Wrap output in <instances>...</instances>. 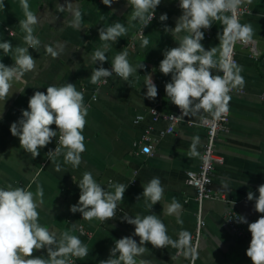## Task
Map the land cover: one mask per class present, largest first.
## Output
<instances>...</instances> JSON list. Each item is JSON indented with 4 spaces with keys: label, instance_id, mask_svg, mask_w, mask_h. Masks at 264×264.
Here are the masks:
<instances>
[{
    "label": "crops",
    "instance_id": "0c3cea01",
    "mask_svg": "<svg viewBox=\"0 0 264 264\" xmlns=\"http://www.w3.org/2000/svg\"><path fill=\"white\" fill-rule=\"evenodd\" d=\"M242 3L249 12L240 15L239 20L241 24H251L254 49L250 44H236L237 64L243 69L240 74L245 84L231 91L228 129L219 133L215 142V152L223 160L215 165L211 189L223 198L205 199L201 203L203 224L196 249L189 255L171 246L155 248L146 243L148 252L137 258V264L140 259L148 264H252L246 255L251 240L247 224L243 223L245 236L238 237L225 222L228 212L245 216L249 223L256 221L261 214L255 211V201L247 200V193L252 191L258 196L257 188L264 184V0H251L250 4L243 0ZM28 4L38 17L34 35L40 43L35 49H29L35 62L33 70L23 81H14L9 98L0 101V187L11 184L33 193L38 186L42 187L39 223L58 235L66 230L77 235L88 247V255L78 258L80 264H99L108 259L114 241L122 237L132 236L139 244L140 238L133 235L135 226L122 220L127 216L154 213L166 225L172 239H177L181 231H188L193 249L199 209L195 190L186 184L185 175L199 167L206 131L189 121L208 114H189L174 132L165 133L166 122H154L148 113L151 107L161 112H171L176 107L165 93L171 74L161 73L159 63L165 49L178 47L180 39L188 35L186 31L173 34L165 29V26L174 28L182 15L179 0H161L155 18L144 29L138 20H131L133 9L128 0H113L111 6L104 5L102 0H28ZM77 10L82 15L79 29L70 26ZM164 13L168 19L161 22L159 17ZM24 18L20 0H3L0 41L10 40L13 46L26 47L25 33L19 25ZM116 21L127 28V35L118 37L117 42H107V61L103 67L111 70L113 58L122 52L128 53L127 59L134 67L142 63L145 67L138 69L127 82L113 73L107 84H93L90 81L92 70L100 65H95L91 57L105 43L99 39V29H106ZM141 27L142 38L135 40L134 35ZM222 27L219 21H214L210 29H202L205 38L201 43L205 50L218 46ZM144 39L149 41L147 47H142ZM0 62L13 64L3 50H0ZM148 73L152 74L158 89L155 100L145 98ZM68 82L83 93L88 108L82 133L86 151L81 154V163L76 168L64 164L62 155L56 157L55 163H60L63 169L57 172L55 163L46 155L49 149L55 150L57 138L41 148L40 155L33 159L20 147L19 138L11 134L10 125L21 118V110L28 108L29 98L35 91L46 93L49 85L63 86ZM138 114L144 118L135 123ZM50 127L56 130L55 125ZM146 130L153 145L151 155L139 152ZM197 136L196 150L200 155L192 157L189 152L193 137ZM86 171L107 191H114L113 184L128 185L113 219L88 221L81 213L70 211V206L79 200L77 184ZM153 177H159L164 192L150 211L142 193L143 185ZM174 200L182 208L170 215L168 208ZM177 215L182 224L177 222ZM33 255L46 256L47 253L42 249L34 251Z\"/></svg>",
    "mask_w": 264,
    "mask_h": 264
},
{
    "label": "clouds",
    "instance_id": "9594fccd",
    "mask_svg": "<svg viewBox=\"0 0 264 264\" xmlns=\"http://www.w3.org/2000/svg\"><path fill=\"white\" fill-rule=\"evenodd\" d=\"M113 0H102L106 6H111ZM243 0H179L182 15L177 19L174 28L165 29L173 34L186 31L180 39L178 47L165 49L163 59L159 63V71L164 75L171 74V81L165 85V93L172 104L178 107L184 115L197 116L206 113L216 120L226 117L229 112L231 91L243 87L245 80L240 74L243 69L230 53L239 42L248 44L253 37L251 24H241L238 9ZM250 4L251 0H247ZM161 0H128L133 11L132 21H139L144 27L155 18V10ZM3 0H0V6ZM25 18L19 21L24 31L26 47L13 46L10 40L0 41V50L5 56L11 57L12 65L0 62V101L9 98L12 83L23 81L25 75L31 72L35 62L29 49L38 47L40 41L34 35L38 17L29 7L28 0H20ZM62 10V9H61ZM230 13V14H229ZM166 13L159 20L167 21ZM214 21L221 23L222 32L218 33L219 44L205 50L201 41L205 38L204 31L211 28ZM82 23L80 11L73 13L70 26L77 29ZM127 35V28L119 21L106 29H99V39L104 43L102 49H97L91 57L92 62L99 67L92 70L90 81L93 84H107L108 78L116 74L127 82L129 77L138 73L145 65L133 66L127 59L128 53H118L112 61L111 70L103 67L107 61V42H117V38ZM148 39L142 41V47H147ZM51 50V49H49ZM222 75L214 74V71ZM155 71V69H153ZM145 98L155 100L158 89L152 74H146ZM24 90V89H23ZM21 118L10 125V132L18 137L20 147L34 158L40 155V149L57 139L55 150L46 153L49 160L55 163V158L63 156L64 164L76 168L81 163V154L86 151L85 137L82 134L86 126L88 108L84 103L83 93L77 91L75 84L66 83L63 86L49 85L46 93L35 91L29 98L28 108L22 109ZM2 117V112H0ZM52 125L56 126L53 130ZM199 137H193L189 156H199L197 144ZM55 171H62V165L55 163ZM80 189L77 204L70 206V211L82 214L88 221L97 219L106 222L113 219L118 202L124 199L128 185L113 184L114 191H107L98 184L91 172H84L82 180L77 184ZM142 196L150 211L163 197L164 188L159 177H153L143 185ZM258 196L252 191L247 193L248 201H255V211L259 218L249 223L245 216H238L239 223L247 224L251 240L246 255L252 264H264V184L257 188ZM140 196L137 197L139 199ZM43 203V189L38 186L36 193L24 187H0V264H74L73 258L83 259L88 255V247L77 235L64 231L59 235L55 231L39 223L38 208ZM182 208L178 201H173L168 213L176 214ZM134 225V236H138L139 244L132 236L122 237L114 241L109 258L99 261V264H137V258L148 252L146 243L155 248L171 246L191 251V234L181 231L177 239L167 234V227L154 213L141 217L127 216L122 219ZM177 222L183 223L179 215ZM46 250V256H34V251ZM139 264H148L144 259Z\"/></svg>",
    "mask_w": 264,
    "mask_h": 264
},
{
    "label": "built area",
    "instance_id": "2783aa9c",
    "mask_svg": "<svg viewBox=\"0 0 264 264\" xmlns=\"http://www.w3.org/2000/svg\"><path fill=\"white\" fill-rule=\"evenodd\" d=\"M249 10L247 6L243 3L240 5L238 9V16L248 13ZM230 14V13H229ZM142 27L137 30L134 35V39H141L142 38ZM239 43V42H238ZM248 44H250L251 49H254L253 40H251ZM236 45L233 48V51L230 53V57L237 63V55H236ZM115 74V73H114ZM116 75V74H115ZM222 75V73H220ZM264 94V92H263ZM148 113L151 117L152 121L157 120H164L167 124L165 127V133H172L174 132L176 126L181 122L187 120L188 115H184L180 112L178 107L176 106L175 109L171 112H161L156 107H151L148 110ZM144 117L141 114L136 115L134 120L135 123L142 120ZM228 122H229V112L227 113L226 117L221 118L220 120H216L211 116H201L197 120L189 121L190 124H196L204 127L206 131V142L202 149L201 153V161L199 167L195 171H187L185 175V182L187 185L192 186L195 190V199L198 205V216H197V223L195 228V233L193 237V249H196L197 242L200 237V228L203 224V221L200 216V207L201 203L205 199H222L223 196L215 193L211 189L212 184V174L217 163L222 162V157H220L215 152V142L217 139V135L221 132H226L228 129ZM146 133L143 135V144L139 148V152L147 155H151L153 151V145L151 143V137L149 135V131L146 130ZM58 139V138H57ZM239 214L235 212H228L225 216V222L231 231L237 235L238 237L245 236V227L243 223H239L237 221ZM74 264H80L78 258H73Z\"/></svg>",
    "mask_w": 264,
    "mask_h": 264
}]
</instances>
